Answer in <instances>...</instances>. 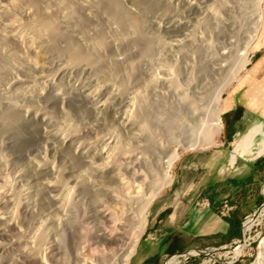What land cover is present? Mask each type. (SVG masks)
Listing matches in <instances>:
<instances>
[{
    "label": "bare ground",
    "instance_id": "6f19581e",
    "mask_svg": "<svg viewBox=\"0 0 264 264\" xmlns=\"http://www.w3.org/2000/svg\"><path fill=\"white\" fill-rule=\"evenodd\" d=\"M20 1L23 0H0V16L12 20L7 5L12 2L17 4ZM25 1H29V5L38 13L34 26L28 28V35L23 32L27 35V39L30 41L36 37L48 45L53 40L64 39L65 48L60 53H57L56 50L61 63L53 65L55 66L54 75L42 79L43 85L46 87L45 90L31 89L24 95H19L20 93L18 94L14 90L15 92L11 95L12 86L20 89L23 83L28 84L25 79L29 78L30 69L23 66L21 58L8 50V46L21 47L24 44L23 40H26L23 38L26 36L22 38L21 34H13L6 38L0 37V142L4 141L8 150L14 152L15 148L22 147L20 146L23 145L22 143L27 145L29 141L24 139L26 134L28 136L32 134V138L37 136L34 135L36 134L35 130L29 129V127L38 125L41 129L38 132L36 129L38 140L49 146L50 154L55 155L53 158L59 159L61 164H54L57 159L55 162L53 161L54 163L46 161L41 151H37L36 159L25 158L29 174H21L18 179H30L34 183V189H24L13 208L6 212H3V209L0 212V264H130L139 240L144 234L150 205L172 182L171 171L179 159L178 148L191 151L204 145L211 146L214 137L219 134L221 129L220 114L227 109L225 104L221 105L222 93L227 81H224L223 77L231 71L230 67L234 59H240L236 70H234L236 74L248 64L249 49L257 39L261 5L264 0H250L251 3L247 4H244L242 0H217V3L225 11L226 19L224 20L218 19L214 6H207L208 4L200 6L185 0H178L181 3L184 2L192 12L218 21L219 28L223 31L221 34L223 43H220L222 46L218 47L216 56L214 53L212 54L214 55L212 56L213 64L209 65L206 70H200L198 77L192 78L183 92L177 86L176 78L175 81L172 78L174 70L162 69L164 78L160 81H157L156 75H154L155 78L152 73L150 76L153 77H149V71L146 78L148 82L144 81L148 83L149 87L159 84L167 95L178 97L181 111L178 112L179 109L176 111L179 114L182 113L183 117H180L178 121L181 123L173 122L171 124L165 121L166 118H163L164 120L156 118L145 102L142 105L133 101L129 102L126 104L124 112H119L115 105L119 99V88L115 84L109 83L111 78L109 81L107 78L105 79L109 75L106 62L98 60L94 55L91 56L86 50V47L90 48V46L98 49L107 40L104 36L105 33L101 30L96 33V38H88L87 34L85 36L91 25L87 16L90 14L102 16V12L109 15V19L121 28L123 37H120L118 42L126 46L127 49L130 46L133 47L136 51L135 62L137 65H142V62L153 52L154 45L152 44L154 43L151 42L141 23L124 11L116 0H99L98 3L97 0H93L95 5L90 8V14L87 12L88 10H84L88 15L83 12V9L87 8V0L84 3L86 6L82 4L85 6L84 8L75 4L80 0H74L75 2L72 0H50V2L52 1L51 5H54L55 8L53 10L51 7L52 11L49 10V6L44 4V0ZM158 3V0H131L132 8L130 10L133 13L140 11L144 15L152 11ZM228 3L231 5L228 6ZM157 7L159 6L157 5ZM55 13L66 27L75 28V41L62 33L56 23L58 20L54 22L52 16ZM136 14L138 15V13ZM245 17L247 25L244 31V26L241 27L240 22ZM177 24L181 28L187 26V23L184 22ZM241 39L243 42L240 45ZM185 42L192 49L190 52L194 51L200 54L205 50L201 45H194V41L191 39ZM116 43L113 41L108 44L110 47H114ZM182 44L183 40H180L178 45H172L169 50L176 49L183 52ZM105 46L103 45V47ZM206 46L209 47V44ZM82 63H86L85 66L90 64L96 70L92 69L95 72L93 74L94 85L91 87L75 85L68 91L56 87L55 82L70 74L74 69L84 66L81 65ZM134 65L136 66L135 63ZM8 79L11 84L6 83ZM156 87L158 86L156 85ZM8 93L9 95H6ZM70 97H77L86 102L91 106L90 111L97 116L98 114L110 116L116 123L119 132H115L103 121V123L101 122V133L104 132V135L102 134L103 138L101 137V148L97 149L85 144L80 140L78 129L76 130L71 125L68 116L65 115L64 105ZM39 101L52 105L59 112L56 109L55 111L64 117L61 116V120H55L47 113H42L41 110H34L35 107L32 108V105ZM141 102L143 101L140 98ZM174 125L176 126L174 127ZM258 133L264 137V131H261L260 128L248 133V140L242 147L245 152L249 150L254 135ZM175 136L180 139L177 141V147L168 148L164 145V141H174ZM40 141L37 142L41 143ZM32 142L30 141V143ZM33 144L35 145V143ZM1 145L0 150L6 148H3L5 144ZM259 151L264 152V139H262ZM124 154L129 156L119 162L118 160L122 159L120 157ZM3 160L4 158L0 157V167L3 163H7ZM234 160L235 156L233 155L231 165L234 164ZM120 165L122 166L121 170H118L116 166L120 167ZM121 175L127 182H121ZM97 182H101V189L96 185ZM136 182L142 184L137 193L133 189L130 190L132 183ZM98 196H101V202L108 204L112 210H116V205H118V209L125 215L126 225L117 228L114 235H108L104 229L107 224L109 225V221H107L105 213L102 211L99 213L95 206ZM38 203L41 205L38 206ZM81 218L96 221V224L101 223V228L98 227V232L93 238L95 244L101 245V247L109 246L113 253L112 257L101 256L102 258L90 262L84 258L82 248L84 240L80 232L82 229ZM252 223L253 219H247L244 226L249 229ZM234 252L238 253L239 249L236 248ZM171 262L172 260H169L166 264H171ZM253 264H264V238L260 240L258 258Z\"/></svg>",
    "mask_w": 264,
    "mask_h": 264
},
{
    "label": "rangeland",
    "instance_id": "374dc122",
    "mask_svg": "<svg viewBox=\"0 0 264 264\" xmlns=\"http://www.w3.org/2000/svg\"><path fill=\"white\" fill-rule=\"evenodd\" d=\"M72 1L75 2L74 0ZM80 1H77L75 4H77L79 7L81 5V8H84L88 4L87 8L85 7V9H83V12L87 10L88 13L89 11L91 12L90 8H92V6L94 7L95 5L94 1L92 0L90 4H89L90 0L89 1L87 0V3L85 2V0L82 1V3H80ZM116 1L124 11L129 13L131 17L133 16L138 20V22L141 23L142 28L144 29L146 34L150 37L151 42L154 43L152 44L154 45V50L152 49L153 52L149 57L146 58L147 61L144 60L147 63L143 61L142 65H137V62H135L136 51L133 49L132 46L128 47L127 49L126 46L119 44L120 42L118 41L120 40V37L121 38L123 37L121 28L116 23L114 24L109 19V15L101 12L102 16L99 15L93 16L90 13H89L90 15H88L85 12L88 15L87 17L91 24L89 29L85 33V36L88 35L87 37L92 39L96 38V33H98V31L101 30V32L105 33L104 36L106 37L105 39H107L106 42L103 44L106 45L105 47L101 45L102 48L100 46V48L97 49L96 47L90 46V48H92L93 50L90 49L89 47H86V50L88 53L91 54V56L94 55L98 60L106 62L105 64L107 68V73H109V75L106 76L105 79L107 78V81L112 79L111 81H109V83L115 84L119 88L118 89L119 99H117L116 101L115 104L116 108L119 110V112H124L126 104L129 102L132 101L134 103L137 102L138 105L139 104L142 105L145 102V105H147V107L151 109L153 115L156 116V118H160L161 120H164L166 118L165 121L170 124L173 122L181 123L178 121L180 120V117L181 118L183 117V114L178 113L179 111H181L180 110L181 106L178 97L174 95L173 96L167 95L166 92L162 90L161 85L159 84H156L158 87H156V85L155 87L154 86L149 87L148 83H146L148 82L147 81L148 79H146L147 75L150 71L148 76L153 77L154 75H156L157 78L155 76L154 77L158 79L157 81H160L162 78H164L161 72L162 69H167V68L172 69L175 72V73L173 72L172 78H174V81L176 78L177 86H179L180 89H182L181 90L182 92L185 91L187 83L189 81L191 82L192 78L198 77L200 70L201 71L203 69L206 70L208 69L209 65L213 64L212 56L214 55L216 56L218 47L222 46L221 44L223 43V38L221 34L223 31L221 30V28H219L220 27V25H218L219 22L215 21L214 19L211 20V18L205 17L202 14L199 15L197 13L192 12L190 9H188V7L186 6V4H184V2L181 3L178 0H158L159 3L156 4V6L152 9V11L144 15L140 11L135 10L137 12L133 13L130 10V8H132L130 4L131 0H116ZM185 1L195 3L196 5H200V6H204L206 4H208L207 6L209 5L212 7L214 6L213 8L217 10L218 19L219 18L220 20L226 19L224 14L225 11L220 6V4L217 3V0L216 2L215 0H185ZM49 2L50 0H44V4L47 5V7L49 6L48 7L49 10L52 11L51 7L53 8V10H55L54 5L53 6L51 5L52 1L50 2V4ZM98 2L99 0H97V3ZM242 2L244 4L251 3L250 0H245V1L242 0ZM84 3H86V5ZM29 4H30L29 1H25V0L20 1L19 3L17 2V4L12 2L10 3V5L9 4L7 5V9H9L8 13L12 17V20L10 18H8L9 19L8 20L6 19V17L0 16L1 38H6L13 34H18V35L21 34L22 38L23 36H26L25 38H23L26 40H23L24 44L22 43L23 45H21V47H16L15 45L8 46V50H10L11 52L18 55L21 58L23 66L30 69L29 78L25 79V82H27L28 84L26 85V83H23L20 89L17 87L19 90L15 88V86H12L14 87V88L11 87V89L13 90L11 89H10L11 91L9 90L11 95L15 91L18 92V94L20 93L19 95H24L25 93L26 94L29 93L31 89L45 90L46 87L43 85V80L46 78H50L54 75L55 66L53 65L57 63L58 64L61 63L59 60L60 58L57 57V53L63 52L65 48L64 47L65 42L63 43L64 39L59 40L57 38L58 39L57 41L53 40V42H51L49 45L46 44L45 41H42V39L40 40L39 38L36 37H33L32 40L30 41L27 39L28 38L27 32H29L28 30L34 26L38 17L37 10H35ZM82 4H84L85 6H83ZM157 5L159 7H157ZM230 5L231 4L228 3V6ZM262 10H264V3H262ZM136 13H138V15ZM57 16H58L57 13H55V15L53 14L52 19L54 20V22L55 20H58L56 21V23L59 25L62 33H64L66 36H69L70 39L72 40L76 39L75 37L76 33H74L75 28L66 27L64 23L60 21L59 19L60 17L58 16L59 17L58 18ZM199 21L200 22L202 21L203 23L202 22L200 23ZM178 22L187 23V26L181 28L179 24H177ZM240 25L241 27L244 26L243 30L245 31L246 30L245 27L247 25L246 17L240 22ZM23 32L26 33L27 35L24 34ZM190 39L194 41V45L196 44L204 47L205 50L201 51L202 53L199 52L201 55L198 54L197 52L195 53L194 51L190 52V50L192 51V49L188 46L187 42H185ZM180 40H183L181 50H183L184 53L179 52V50L176 49H173V51L169 50V48L172 45H178ZM109 41L110 42L116 41L117 43L114 47L111 46L112 47L111 48L110 45L108 44L110 43ZM239 42L241 45L243 40L241 39ZM207 44H209V47L207 46L205 47V45ZM262 47H264V23H262L257 39L250 46L249 57H248L249 61L246 67L242 71L236 74L234 70H236L238 63L240 61V59L236 58L233 60V63L230 67L231 71L227 72V74L224 76L225 78L223 77V79H225L224 81L226 80L227 81H226L225 90L222 93L221 105L227 100V98L231 97L234 90H236L239 87L241 79L244 76V74L247 72L252 61L254 60L256 52ZM186 49L187 50L189 49V51H187ZM213 53L214 55H212ZM134 63L136 64V66L134 65ZM81 65L84 66H80L78 69H74L73 71L70 72V74L66 75L64 78H61L57 82H55L56 87L60 88L63 91L64 90L68 91L75 85H80L82 87L84 86L91 87L92 85H94L95 83H93L94 82L93 79L95 77L93 74L95 73L94 72L95 69L90 64H87V66H85L86 63H82ZM90 71L91 73H89ZM144 72H146L147 74ZM151 73L153 76L152 75L150 76ZM143 74L145 75V77ZM8 82L9 84H11V81L9 79L8 81H6V83ZM6 95H9V93ZM137 96L140 97L143 102L140 103V98L138 99ZM33 107H35L34 110L35 109L37 111L41 110L42 113L44 114L47 113L49 117H52V119L54 118L55 120H61V118L64 117L61 115V113L58 114L59 111L56 108H54L50 104H46L45 102L44 103L40 101L38 103L36 102L34 105H32V108ZM64 107H65L64 108L65 115L68 116L71 125L76 130L78 129L77 131L79 133L80 140L84 141L85 144H89L97 149L101 148V140L104 135V132L101 133V122L103 123V121L104 124L111 126V128L115 132H119L116 123H114V121L111 119L110 116L101 115V114H98L97 116V114H93L89 109L91 106L77 97H70V99L67 100L66 105H64ZM55 109L58 112L55 111ZM220 117H221V129L219 134L214 137L213 145L211 146L204 145L203 147H199L191 151H184L183 149L178 148L179 159L177 160L171 171L172 182L168 187L163 189L160 195L150 205L147 215V224H148L149 216L152 213L153 205H155L157 201H160L163 197H165V195H170L169 202H171L172 198H175L179 194H182L183 191L180 189V186L178 184L180 182L179 168L183 166L185 162L192 163L191 164L192 170H186L185 173H187V176L185 178L191 177L190 174L193 172V169L195 167H197L198 169L196 170L197 172L200 171L199 169L201 168V165L203 167L208 166V169L211 170V173L213 172L218 173L217 177L221 183L219 188L223 187V190H219V193L221 194L220 196L221 213L226 214V212L229 211L230 209H234L236 211L237 218L239 219L240 222V237L236 239L233 243L228 245L226 248H220V247L218 248L215 246L205 247L207 246L206 244L204 243L200 244V248L195 249L193 251H202L204 253L203 255H199L198 257H195V259H197L200 262L199 264H253L257 261L258 246L261 238H264V233H261L260 227H253L249 232L242 235L241 227L242 224L245 223V218L248 216H252L256 211L257 206L261 203L257 197L259 191L258 182H260V188H261V186H264V178H262V180H259L257 172L251 171L250 173L251 175L254 176L255 183L252 182L251 180L252 185H250L249 187L246 185V183H248L247 176L249 175L247 163L264 155V152L259 151V148L262 145V139H264V137H262V135H259L254 140L251 148H249V150H247L246 152L243 150L242 147L243 144L248 140V134H246L238 143H235L232 146H225L221 140L222 132H223L222 113L220 114ZM37 126L38 125H34L33 127L32 125L31 127H29V129L35 130L34 132L36 134L34 135L38 136L37 132L41 129L39 126H38L39 128ZM175 126L176 125H174V127ZM31 135L32 134H30V136ZM30 136L26 134L24 139L28 140L29 142H27V145H24L25 143H22L23 145H20L22 147L15 148L14 152L11 151L10 149L8 150V147H6L7 145L4 141L0 142V145L2 144L1 146L5 144L3 148L6 147L5 149L0 150V152L3 151L0 154L1 155L0 157L2 159L4 158L3 162L4 161L7 162L5 164L3 163V165L0 167V206H1L0 212H2L3 209H4L3 212L4 211L6 212L7 210L13 208L18 201V197L20 198L22 191L27 188L31 190L34 187V183L31 182L30 179L27 180L18 179L19 175L21 174L23 175L29 174V168L26 165L25 158L30 157L31 159L34 158L36 159L38 157L37 151H41L46 161L48 160V162L51 161L55 162L56 161L55 159H57L56 157L53 158V156L55 155L50 154L51 150L49 146L44 145V143L42 144V142L38 140L37 136H33V138L36 137L34 138L36 139L34 142V139L32 138V136L31 137ZM178 140H180L179 137L175 136L174 141L171 142L164 141V145L167 146L168 148H175L177 147ZM30 141L33 142L30 143ZM37 141L38 142L40 141L41 143H38ZM33 143H35V145ZM40 144L43 147H41ZM22 150L24 151V153ZM233 155L235 156V160H234V164L231 165V158ZM127 156L129 155L126 154L122 155L120 157L122 159H119L118 161L122 162L123 159H126ZM211 159H213V162H212V166L210 167ZM54 164L60 165L61 162L59 159H57V161ZM121 167H122L121 165L120 167L116 166L118 170H121ZM140 175L142 176V173H140ZM120 178L122 183L127 182L123 175H121ZM191 179L193 180L194 177H192ZM96 185L98 186V188L101 189V182H97ZM141 186H142L141 182L132 183L130 190L133 189L137 193V191L139 190V188H141ZM201 200L203 199L201 198L197 199V201H201ZM86 204H88V202H86ZM39 205L41 204L38 203V206ZM95 206L99 213H101V211L105 213L106 219L107 221H109V225L107 224V226L104 227L108 235L111 234L114 235L115 230L117 228L126 225V223L124 222L125 215L122 214V212L118 209V205H116V210L115 209L112 210V208L108 207V204L101 202V196H98L95 202ZM81 220H82L81 222L82 229L80 232L84 240L83 241L84 243H82L84 258L87 259L88 262H90L91 260L97 258L112 257L113 253L111 251V248L109 246L101 247V245L95 244L93 238V236L98 232L97 230L98 227L101 228V223L96 224L97 222L92 221L91 219L81 218ZM147 224L145 227L144 234L147 229ZM144 234L140 238L139 243L144 238ZM236 248L239 249L238 253L234 252ZM170 258L171 257L163 258L159 262L154 264H165V262L168 261ZM180 261L181 259L174 258L171 264H180ZM132 263L133 262L131 259L130 264Z\"/></svg>",
    "mask_w": 264,
    "mask_h": 264
},
{
    "label": "crops",
    "instance_id": "0c3cea01",
    "mask_svg": "<svg viewBox=\"0 0 264 264\" xmlns=\"http://www.w3.org/2000/svg\"><path fill=\"white\" fill-rule=\"evenodd\" d=\"M262 23H264V10L261 5L258 33ZM223 104L227 106V109L222 112L225 123H223L221 140L225 146L238 143L246 134L257 128L264 131V47L256 52L239 87ZM259 135L261 134L254 135L252 144ZM228 137L231 142L226 144ZM212 162L213 159L210 161V167ZM191 164V162H185L179 168L180 182L178 184L183 191L182 194L172 198L171 202H169L170 195H165L153 205L144 238L136 247L132 264H154L166 257L187 255L188 252L200 248V244L203 243L207 245L205 247L223 248L238 239L237 229L234 227V224L239 221L236 211L230 209L223 214L220 210L219 190H223V187L219 188L221 183L217 177L218 173H211L208 166L201 165L200 171L196 172L198 169L195 167L190 174L191 177L185 178L186 170H192ZM247 165L249 175L246 185L249 187L252 182L255 183L251 171L257 172L259 180L264 178L262 176L264 175V155L249 161ZM192 177H194L193 180ZM258 183L257 197L261 205L264 203V186L260 188V182ZM198 198L207 200L210 207L197 208L195 204ZM259 227L261 233H264V222ZM196 260L195 257H191L186 264Z\"/></svg>",
    "mask_w": 264,
    "mask_h": 264
},
{
    "label": "built area",
    "instance_id": "2783aa9c",
    "mask_svg": "<svg viewBox=\"0 0 264 264\" xmlns=\"http://www.w3.org/2000/svg\"><path fill=\"white\" fill-rule=\"evenodd\" d=\"M195 206L199 209H204V208H209L210 204L207 200H201V201H197ZM247 219H250V220L253 219V223L249 229H247L244 226V223L242 224V227H241V234L242 235L249 232L253 227H259L261 225V223L264 222V203L259 205L258 209L254 212V214L252 216L246 217L245 221ZM223 248H226V247H223ZM203 253L204 252H202V251H191V252H188L187 255H180L177 257H171L169 260H173L174 258L181 259L180 264H186L188 262V260L190 259V257H198L199 255H203ZM166 262H165V264H166Z\"/></svg>",
    "mask_w": 264,
    "mask_h": 264
},
{
    "label": "trees",
    "instance_id": "16d2710c",
    "mask_svg": "<svg viewBox=\"0 0 264 264\" xmlns=\"http://www.w3.org/2000/svg\"><path fill=\"white\" fill-rule=\"evenodd\" d=\"M237 113H238V111H237ZM223 123H225V122H224V118H223ZM230 142H231L230 137H228V138H227V142H226V144H229ZM234 227H235V229H237L236 237L239 238V237H240V233H239V231H240V222L237 221V222L234 224ZM199 263H200V262H199L198 260H196V261L192 262L191 264H199ZM147 264H148V263H147Z\"/></svg>",
    "mask_w": 264,
    "mask_h": 264
}]
</instances>
